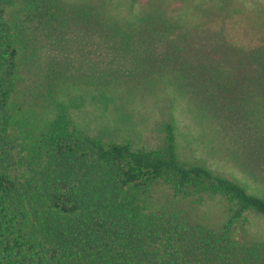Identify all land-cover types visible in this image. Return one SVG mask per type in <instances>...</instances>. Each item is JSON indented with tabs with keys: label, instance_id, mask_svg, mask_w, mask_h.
Masks as SVG:
<instances>
[{
	"label": "rangeland",
	"instance_id": "374dc122",
	"mask_svg": "<svg viewBox=\"0 0 264 264\" xmlns=\"http://www.w3.org/2000/svg\"><path fill=\"white\" fill-rule=\"evenodd\" d=\"M56 18L6 9L18 50L9 109L12 174L34 167L41 131L63 109L83 133L162 148L173 125L179 161L202 165L264 199V0H56ZM154 208L217 227L219 197L200 204L152 192ZM264 245V218L239 232Z\"/></svg>",
	"mask_w": 264,
	"mask_h": 264
},
{
	"label": "trees",
	"instance_id": "16d2710c",
	"mask_svg": "<svg viewBox=\"0 0 264 264\" xmlns=\"http://www.w3.org/2000/svg\"><path fill=\"white\" fill-rule=\"evenodd\" d=\"M12 6L29 23L57 15L56 0H0V264H264V245L239 236L253 217L264 218V199L179 161L170 123L162 148L135 149L83 133L60 109L41 131L35 167L22 180L12 174ZM158 186L193 204L219 197L227 216L212 227L154 208Z\"/></svg>",
	"mask_w": 264,
	"mask_h": 264
}]
</instances>
